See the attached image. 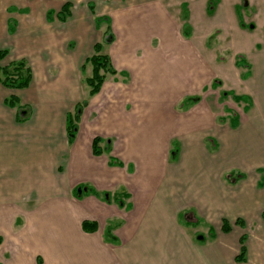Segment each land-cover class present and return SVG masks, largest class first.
<instances>
[{"label": "crops", "instance_id": "1", "mask_svg": "<svg viewBox=\"0 0 264 264\" xmlns=\"http://www.w3.org/2000/svg\"><path fill=\"white\" fill-rule=\"evenodd\" d=\"M222 1H215V13L224 8L226 17L230 13L234 17L238 2ZM196 3L192 10L212 14L207 11L209 0ZM166 4L161 0L146 8L138 24L132 23L128 14L119 21L123 25L116 28L108 55L120 75L115 80L117 72L107 74L100 91L90 97L71 144L66 138L65 116L83 100L78 97L69 109L56 111L57 124L52 123L51 107L44 121L32 118L27 111L25 121L18 122L15 114L7 130L0 126L1 150L3 157L6 155L0 159V264H225L229 258L225 236L231 229L222 230L223 220L232 226L240 219L244 227L264 222V198L247 182V170L254 168L259 174L255 185L258 190L264 188L258 186V169L264 172V142L259 137L264 132V47L240 49L247 51L245 56L240 53L249 66L241 77L243 93L251 104L245 111L248 105L244 102L242 112L233 115L238 118L236 126L231 119L227 125H219L204 100L186 111L178 110L175 106L199 88L202 77L211 82L216 73L195 42L183 37ZM182 4L187 7L190 2ZM88 11L94 21L95 8V15ZM72 15L73 7L65 22L57 21L64 24ZM108 17L110 25L114 24ZM135 52L141 53L140 58ZM89 56L82 57L77 66L83 72L89 68L90 75V64L82 69ZM30 67L32 79L27 88L0 86L9 91L29 89L35 78V69ZM10 95L16 94L2 99L9 110L15 109L4 104ZM256 104L260 111L251 117ZM229 128L242 133L240 145L233 150L241 155L235 163L240 169L223 173L229 167L226 162L222 163L225 167L216 168L218 172L191 167L197 165L199 155L207 153L204 144L213 143L210 135ZM5 132L11 134L8 141ZM94 137L103 141L112 138L109 151L95 155ZM192 150L198 156L192 157ZM112 159L121 165L111 164ZM231 173L238 176L233 184L226 181ZM242 184L245 186L239 191L232 188ZM183 187L188 188L184 193ZM187 213L195 220L186 221L183 228L180 217ZM211 219L207 233L212 240L203 233V239L197 238L202 243L195 242L188 228L196 227V235L198 223L201 227ZM83 221L96 222L97 229L84 230ZM218 222L224 236L215 231ZM106 226L111 231L109 238H104ZM243 234L246 260H234L238 246L233 256L236 264L249 261V237ZM237 242L239 245V238Z\"/></svg>", "mask_w": 264, "mask_h": 264}, {"label": "rangeland", "instance_id": "2", "mask_svg": "<svg viewBox=\"0 0 264 264\" xmlns=\"http://www.w3.org/2000/svg\"><path fill=\"white\" fill-rule=\"evenodd\" d=\"M65 1L68 0H0V50L7 49L9 51L8 56L1 64L24 58L35 69L34 82L27 90L9 91L0 86V126H4L5 130H7V125L13 124V116L16 114V109L9 110L2 104V99L11 93L18 95L21 99L20 104L25 109L22 116L29 115L28 112L30 111L32 118L44 121L45 112L52 107L55 116V119L52 118L53 124L58 122L56 111L62 107L69 109L72 106L70 102H73L75 97L89 101L88 87L85 85L84 79L89 75L90 70L89 68L84 72L80 71V68L78 70L77 62L79 61V64H82V57L91 55V47L95 41L101 42L104 47L103 51L109 54L116 28H120L123 25V22L121 24L119 21L128 14L133 18L131 22L138 24L139 21L143 20L148 9L153 8L161 0H70L73 2L72 17L64 24L59 23L56 19L48 22L45 16L46 11L51 8L58 10ZM88 1L94 2L96 15H108L116 25L113 22L112 25L102 22L99 29H96L93 16L86 7ZM163 1H166L169 11L175 17L177 27L183 37L195 42L201 50V57L212 62L215 66L216 74L213 77L214 79L209 82L208 78L205 77L204 79L202 77L203 80H201L199 88L188 96H197L199 98L193 105L204 100V103L215 114L217 123L219 125L223 123L227 125L229 119L235 117L233 116L235 113L242 112L245 104L243 101H234L231 94H223L231 91L234 94L244 95V83L241 76L247 67L239 68L235 65V60L238 56H245L247 54L246 50L249 51L251 47L252 49L254 47H264V0H232L238 3L234 9L235 16L233 17V13H230L229 18L228 15L226 17L224 8L222 9L223 12L217 11L218 13H215V10H217L215 9L217 8L215 3L211 7L212 16L210 14L208 16L206 12H202L205 14L202 15L198 8L196 10L191 9L197 4L198 0H187L190 5L186 7V19L182 18L183 10L181 6L186 0ZM225 1L223 0L222 3H227ZM190 9L192 10L191 18ZM8 18H14L17 21L14 33L8 32ZM110 33L113 34V39L107 42ZM240 49L246 50L240 51ZM135 55L140 58L141 53L135 52ZM115 72H117L115 76L117 74L120 75L117 70ZM110 76L108 75L107 78H111ZM114 79L116 80L118 77L116 76ZM124 79H128V74L124 75ZM205 82L206 84L203 85ZM213 82H216V86H212ZM193 105L184 108L181 101L175 108L186 111ZM253 108L251 117L256 116L257 111H260V107L257 104ZM26 110L28 111L27 114ZM4 135L6 139L4 140L8 141L11 134L5 132ZM259 135L264 142V132ZM210 136L214 138H212L213 143L210 141L204 144L207 153L202 156L199 155V162L196 161L197 165L191 167H197V170L206 168L207 172H218L216 168H219V166L225 167L223 164L226 162L229 167H225L221 172L226 173L230 172V170L240 169L235 164L238 162L239 151H233L241 143L242 133L239 129L229 128L228 132L218 131ZM215 138L220 142L219 144H217ZM107 139L103 141L102 138L99 143L102 152L109 151V144H111L112 138L107 137ZM214 143L215 146L213 145ZM1 149L2 146L0 145V159H5L6 155L3 157L5 152ZM210 150H215V152ZM175 151L174 153L177 152ZM187 155L190 154H185V157ZM194 155L198 156L192 150L191 156L193 157ZM221 159H223V162ZM247 171L249 187L255 193L262 194L264 198V188L258 190L255 185L259 174L256 173L254 168ZM236 175L233 173L229 174L226 176L228 177L226 181L233 184L236 177H238ZM244 186L242 184L232 188L235 191H239ZM187 190V187L182 188L183 193ZM109 201L107 199V202ZM180 220L183 223H181L183 228H185L184 223L186 221L189 224L190 221L195 219L187 213L184 216L182 215ZM211 223L212 219L210 223H202L201 227H199L198 223V233L196 235L195 232L193 233V231H196V227L194 229L188 228L195 242L199 241V243H202L197 238L202 236L203 233L206 234L207 240H212L210 239L211 235L207 233V228ZM257 223L255 226L250 223L246 227H240L232 222L230 234L225 236L228 239V244L225 246L229 248V264H236L233 262V256L237 253L239 246L237 239L243 233H246L249 237L247 241L249 261L246 264H264V222L259 221ZM219 225L220 223L218 222L215 231L219 236H224L220 227H218ZM109 233H111L110 228L106 226L104 238H109Z\"/></svg>", "mask_w": 264, "mask_h": 264}, {"label": "trees", "instance_id": "3", "mask_svg": "<svg viewBox=\"0 0 264 264\" xmlns=\"http://www.w3.org/2000/svg\"><path fill=\"white\" fill-rule=\"evenodd\" d=\"M216 0H209L207 11L208 13H212V4L215 3ZM72 7L73 4L70 1H66L62 4L59 10H48L46 12V19L48 21H53L54 19L58 20L59 22H65L72 14ZM88 9L91 11L92 14L95 15L94 11V4L92 2H89L87 4ZM182 18H187V10L186 5L182 4ZM95 26L98 28L102 22L108 23L110 25V18L108 16L102 15L94 17ZM16 25V21L12 18H8L7 20V26H8V32L12 33L14 32V28ZM188 29V27H187ZM113 34L110 33L109 40L107 42L112 41ZM104 47L101 42H96L93 45V53L87 57L82 65V69L84 68V65L86 63L91 65V74L85 78V83L89 87L88 95L91 97L98 93L105 81L107 74H114L115 70L112 67L111 59L107 53L103 51ZM8 50L7 49H1L0 50V83L6 88L11 89H24L27 88L31 82L32 79V69L28 62L24 59H18L11 61L5 65H2V60L7 56ZM235 65L238 67H249L247 62L242 56H238L235 60ZM216 82L212 83V86H216ZM223 94L228 95L231 94L232 98L236 102L243 101L247 103L248 106H244V110L246 111L248 107L251 104L250 98L247 95H240V94H234V92H224ZM197 96H187L182 100V106L184 108H187L191 105H193L195 102L198 101ZM88 103V101L82 100L81 102L77 103L72 111L67 112L65 116V131H66V138L69 144L73 142L75 139L77 129H78V122L80 119V115L82 112L83 107ZM4 104L8 106L9 108H15L16 109V120L18 122L25 121L28 117L22 116L24 113V110L22 105L20 104V99L16 95H10L4 100ZM181 106V107H182ZM183 108V107H182ZM27 114V110H26ZM238 121V118L235 116L233 119H231V124L233 126H236ZM101 142L100 137H94L92 141V151L95 155H98L102 152L101 147L99 146V143ZM215 145V143H214ZM174 152V151H173ZM111 164H117L121 165V162L117 160H111ZM258 172L261 173L260 181L258 182L259 187L264 186V175L263 169H258ZM261 216L264 218V210L261 214ZM235 224L243 226L240 219H237L235 221ZM82 228L86 231H94L97 229V223L96 222H90V221H83L82 222ZM231 229L230 223L226 220H223L222 222V230L224 232H229ZM246 235L241 234L239 237V251L237 255L234 257V260L236 262H244L246 260Z\"/></svg>", "mask_w": 264, "mask_h": 264}, {"label": "water", "instance_id": "4", "mask_svg": "<svg viewBox=\"0 0 264 264\" xmlns=\"http://www.w3.org/2000/svg\"><path fill=\"white\" fill-rule=\"evenodd\" d=\"M198 238H199V239H201V238H202V236H199Z\"/></svg>", "mask_w": 264, "mask_h": 264}]
</instances>
